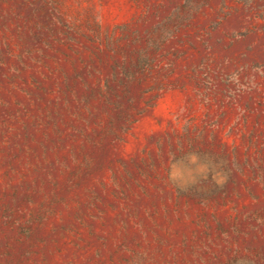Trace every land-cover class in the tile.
<instances>
[{
	"label": "rangeland",
	"instance_id": "obj_1",
	"mask_svg": "<svg viewBox=\"0 0 264 264\" xmlns=\"http://www.w3.org/2000/svg\"><path fill=\"white\" fill-rule=\"evenodd\" d=\"M0 264H264V0H0Z\"/></svg>",
	"mask_w": 264,
	"mask_h": 264
}]
</instances>
